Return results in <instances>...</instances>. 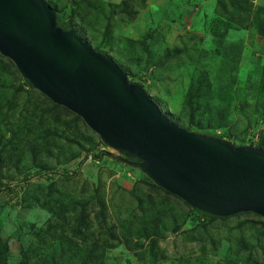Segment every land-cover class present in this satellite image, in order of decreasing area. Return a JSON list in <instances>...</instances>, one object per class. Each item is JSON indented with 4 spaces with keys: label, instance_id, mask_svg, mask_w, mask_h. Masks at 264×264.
<instances>
[{
    "label": "rangeland",
    "instance_id": "374dc122",
    "mask_svg": "<svg viewBox=\"0 0 264 264\" xmlns=\"http://www.w3.org/2000/svg\"><path fill=\"white\" fill-rule=\"evenodd\" d=\"M45 1L178 126L191 85L207 80L193 122L264 145V41L251 18L218 36L217 0ZM82 121L0 59V264H264L263 218H198Z\"/></svg>",
    "mask_w": 264,
    "mask_h": 264
},
{
    "label": "water",
    "instance_id": "95a60500",
    "mask_svg": "<svg viewBox=\"0 0 264 264\" xmlns=\"http://www.w3.org/2000/svg\"><path fill=\"white\" fill-rule=\"evenodd\" d=\"M0 54L32 87L191 207L264 218V149L175 124L110 56L59 26L45 0H0Z\"/></svg>",
    "mask_w": 264,
    "mask_h": 264
},
{
    "label": "trees",
    "instance_id": "16d2710c",
    "mask_svg": "<svg viewBox=\"0 0 264 264\" xmlns=\"http://www.w3.org/2000/svg\"><path fill=\"white\" fill-rule=\"evenodd\" d=\"M217 4H218V7L220 9L219 14H218L219 15L218 22L222 23V24H219V23L216 24V31H214V33L216 35L220 36L227 29L237 28V27L243 26L244 22H247L251 18V20H252L251 22H254V25H255V28L257 30V33L259 35H261V37L263 38V41H264V0H263V2L260 5H257L254 9H252L251 4L247 0H217ZM53 8L56 11L57 24L59 26L63 27L64 29H69V28L75 29L77 34L81 37V39H83L82 36H81V32L75 28L73 15H69L67 18H65L64 15H60V10L56 6H53ZM127 9H128L127 3L123 2L122 10L125 11ZM251 10H253L252 11V16H251ZM95 49L100 51V52H102V53H104V54H106L104 51H101L98 48H95ZM225 57H226L227 61H229L227 55H225ZM111 58H113V57H111ZM0 59L6 60L8 62V64L14 66L15 71L18 72L16 67H15V65L13 64V62L10 59H8L7 57L2 56L1 54H0ZM113 60H114V58H113ZM118 65L127 74H129L127 69L123 68L119 63H118ZM203 81L205 82L206 85L204 84ZM203 81L197 83L196 87L191 85L190 91H188V95H187L186 100L184 102L183 109L185 111L188 110L189 111V116H190V120H188V122H187V128L186 129L189 130V131H195V132L204 133V134L212 135V136H215V137L223 138V136L220 133H211L207 129H205V130L201 129V128H206V127L201 126L200 122H198L197 124L193 122V119H192L193 116L196 114V112H199V110H200L199 101L204 96L205 92H203V91H204L205 88L208 87L207 80H203ZM24 82H25L26 85L32 86L29 83V81L27 79H25V78H24ZM39 94L42 97H44L54 108H60V109H63L64 111L71 112L66 107L53 103L48 97H46L41 92H39ZM75 116H76L77 119L82 120L78 115L75 114ZM169 119L172 120V118H170V117H169ZM173 121L175 122V124L177 123L175 120H173ZM233 143L236 144V145H244L245 144L243 141L242 142L241 141L233 142ZM258 147L264 149V145H262V144H260ZM96 154H93V158H94L93 160L94 161L97 158H99L100 156H102L103 154H105V151L101 150L100 152H98ZM91 157H92V155L90 154L89 158L91 159ZM129 159H131L133 162H134V160H136V159H132V158H129ZM132 161H131L129 166L134 167V165L132 164ZM49 174L50 173H48V175ZM146 184L149 187H151V188H155L157 190H160V191L164 192L167 195H171V196H173V197H175L177 199H180L177 196L171 194L170 192L164 190L162 187H160L159 185L155 184L153 181L151 183H146ZM181 201L186 206H188L191 211L197 213V217L200 218V219H214V218L227 219L229 217L238 216V215H241V214H252L254 216L261 217V216L255 214V213H252V212H239V213H236V214H233V215H230V216H216V215L201 211L199 209L193 208L190 205H188L186 202H184L183 200H181ZM49 202H50V200L47 203V207L49 209H51L50 206H49ZM261 218H263V217H261Z\"/></svg>",
    "mask_w": 264,
    "mask_h": 264
}]
</instances>
